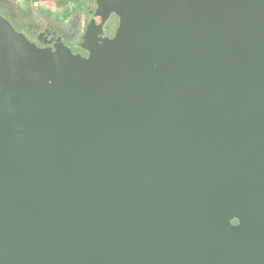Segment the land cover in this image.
Returning <instances> with one entry per match:
<instances>
[{
    "label": "water",
    "instance_id": "water-1",
    "mask_svg": "<svg viewBox=\"0 0 264 264\" xmlns=\"http://www.w3.org/2000/svg\"><path fill=\"white\" fill-rule=\"evenodd\" d=\"M95 6L0 14V264H264V0Z\"/></svg>",
    "mask_w": 264,
    "mask_h": 264
},
{
    "label": "flooded vegetation",
    "instance_id": "flooded-vegetation-1",
    "mask_svg": "<svg viewBox=\"0 0 264 264\" xmlns=\"http://www.w3.org/2000/svg\"><path fill=\"white\" fill-rule=\"evenodd\" d=\"M80 1L81 5L66 20L59 16L51 19L45 9L38 8L40 2L30 3L28 0H0V14L39 48L54 49L63 45L74 49L82 42L87 30L99 38L108 34L105 27L99 29L95 0Z\"/></svg>",
    "mask_w": 264,
    "mask_h": 264
},
{
    "label": "trees",
    "instance_id": "trees-1",
    "mask_svg": "<svg viewBox=\"0 0 264 264\" xmlns=\"http://www.w3.org/2000/svg\"><path fill=\"white\" fill-rule=\"evenodd\" d=\"M28 1L30 3L42 2V1L52 2L57 8L62 9V12L59 15V17L62 20H66L67 18H69L71 13L76 11L78 9V6H80L82 3L80 0H28ZM46 14H49L51 16L49 11H46Z\"/></svg>",
    "mask_w": 264,
    "mask_h": 264
},
{
    "label": "rangeland",
    "instance_id": "rangeland-1",
    "mask_svg": "<svg viewBox=\"0 0 264 264\" xmlns=\"http://www.w3.org/2000/svg\"><path fill=\"white\" fill-rule=\"evenodd\" d=\"M38 8H43L46 11H49L51 14V19L60 15V9H58L52 2L42 1L39 4Z\"/></svg>",
    "mask_w": 264,
    "mask_h": 264
}]
</instances>
